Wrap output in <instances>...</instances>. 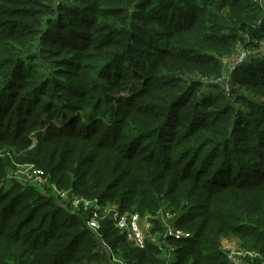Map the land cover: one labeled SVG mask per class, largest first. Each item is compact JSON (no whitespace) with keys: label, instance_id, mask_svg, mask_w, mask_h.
I'll return each instance as SVG.
<instances>
[{"label":"trees","instance_id":"16d2710c","mask_svg":"<svg viewBox=\"0 0 264 264\" xmlns=\"http://www.w3.org/2000/svg\"><path fill=\"white\" fill-rule=\"evenodd\" d=\"M263 38L264 0H0V264H230L225 236L264 264V54L235 64ZM16 162L158 216L156 241L95 232Z\"/></svg>","mask_w":264,"mask_h":264},{"label":"built area","instance_id":"2783aa9c","mask_svg":"<svg viewBox=\"0 0 264 264\" xmlns=\"http://www.w3.org/2000/svg\"><path fill=\"white\" fill-rule=\"evenodd\" d=\"M236 59V58H235ZM236 63V61H235ZM38 174H41L37 171ZM28 179L32 182L26 181L28 185L36 184L39 185L43 182L41 176L43 175H32L28 173L26 175ZM44 177V176H43ZM46 179V177H45ZM53 184V182H52ZM52 189H57V194L59 198V203L61 201V193L63 189H59L55 183ZM68 190L65 191L66 198H68L69 211L73 214L82 208L84 211L89 213V218L87 220L88 226L93 229L95 232L100 228V220L104 217H108L112 225L122 234L126 240L137 248H144L146 243L155 242V236L152 232L154 227L153 217H158L156 215H145L139 216L137 213L130 210H123L115 204H102L97 197L94 198H83L81 196L72 195L71 197L68 194ZM72 202V203H71ZM65 205V204H64ZM159 216L162 219L161 228L163 238H187L189 234L177 227L173 220L175 218V213L170 210L167 205H164L161 209L158 210ZM170 250H173V247H170ZM238 256L235 259L228 253H226L227 258L233 261V264H244L246 257H257L260 254L256 251L244 250L239 248Z\"/></svg>","mask_w":264,"mask_h":264},{"label":"rangeland","instance_id":"374dc122","mask_svg":"<svg viewBox=\"0 0 264 264\" xmlns=\"http://www.w3.org/2000/svg\"><path fill=\"white\" fill-rule=\"evenodd\" d=\"M261 41H262L261 43H253V44H255V46L252 47V51H250L249 48L245 49L244 51H239L237 53V55L235 56V58H236L235 64L241 65V63L246 61L247 57H251V55H253L254 53L264 54V38ZM258 55H260V54H258ZM48 68H49L47 70L48 73H51L54 69V64H53L52 68H50V67H48ZM76 114H79V113H76ZM99 114H101V113H99ZM80 115H82V114L80 113ZM101 118L103 120V123H107L109 121L108 116H106L104 118L103 115L101 114ZM79 121H81V120H79ZM9 150L11 153H9ZM15 150H16V147H14V146H10V145H4L3 146L0 143V153L6 152V154L10 156V160H13V162L16 161L14 158L15 154H16ZM37 171L38 170L36 169V166L34 165V163H18V162H16L15 164L13 163V167L11 169H9V171H8L9 175L7 176V179L10 180V184L12 182L13 183L16 182V183H18V185H21L22 187H24V186L28 185V183H26V181H28L29 183L32 182V180L28 179V177L26 176L28 173H31L32 175H35V173L37 175H43V172L41 174H38ZM43 176H41L43 179V182L41 184H39V185L32 184L34 182L33 181L31 183V185L35 186V188L37 190H40L42 196L48 197V195H50V193L46 189V187L50 186L52 188V187H54L53 186L54 183L52 184V182H50L48 180V178L45 179L46 176H44V177ZM5 186H7L6 183H5ZM66 190H67V188H63V190H61L62 191L61 193H63V195L61 196L60 203L58 201L60 207H64V204H66L68 206V198H66L67 195L65 193ZM50 192L56 193L57 200H59L58 194H57V189L50 190ZM221 243H222V248L225 250L226 253L231 255L233 257V259H235L236 256H238V253H239L238 247H240V246L238 245L239 241L237 238H235L233 236H225L222 238ZM228 261L230 264H233L232 263L233 261H231L229 259H228Z\"/></svg>","mask_w":264,"mask_h":264}]
</instances>
